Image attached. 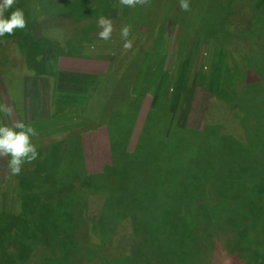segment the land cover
<instances>
[{
	"label": "rangeland",
	"instance_id": "obj_1",
	"mask_svg": "<svg viewBox=\"0 0 264 264\" xmlns=\"http://www.w3.org/2000/svg\"><path fill=\"white\" fill-rule=\"evenodd\" d=\"M232 2L190 0L185 12L179 0H147L132 8L120 0H18L30 27L0 38V104L12 109L0 114V122L43 121L47 130L51 125L37 156L48 147L45 163L59 158L63 180L73 181L38 194L28 209L39 213L41 205L56 202L46 210L45 220L52 223L41 228L43 247L25 246L16 236L0 240V264H202L196 239V255L187 256V229L178 218L192 215H202V222L196 221L191 234L213 235L214 264H253L238 245L225 250V242L238 240L224 232L246 226L250 244L264 235V118L249 132L252 146L241 140V114L233 116L247 103L237 94L228 109L216 95L222 90L221 99L231 100L221 80L232 59L236 72L229 78L240 79L241 59L248 54L253 60L257 49L262 51L255 69L264 67V37L252 51L248 36L244 40L235 32L247 28L238 10L264 18V0ZM221 5L231 7L229 14ZM101 16L113 25L106 41L98 37ZM125 26L132 44L127 49L120 35ZM231 52L238 55L230 61L220 57ZM41 72L49 77L38 76ZM254 76L242 74L234 84L264 87ZM37 77L44 79L41 85L29 83ZM25 82L45 102L37 114V103L23 99ZM73 95L86 100L64 105ZM260 96L263 109L257 115L264 114ZM245 97L252 105L255 95ZM219 126L233 129L230 133L251 147L222 143ZM2 160L0 208L13 196ZM222 193L227 196L213 210ZM68 194L70 200L60 203Z\"/></svg>",
	"mask_w": 264,
	"mask_h": 264
},
{
	"label": "trees",
	"instance_id": "obj_2",
	"mask_svg": "<svg viewBox=\"0 0 264 264\" xmlns=\"http://www.w3.org/2000/svg\"><path fill=\"white\" fill-rule=\"evenodd\" d=\"M22 1V0H20ZM91 1V0H90ZM234 3V0L233 2ZM15 7H20L22 8L23 5L21 3H18ZM250 7V6H249ZM221 8L224 9V11L228 12L231 11V7L230 6H226L224 7L223 5H221ZM252 10V8H251ZM229 14V12H228ZM238 19H242V18H247V24L245 27L246 30H237L235 31V28L228 25V31L227 33L230 35H234L232 31H235L236 34L238 36H243L240 37L242 39L245 40L246 36H248L247 38L248 40V44H249V50L255 51V49L258 46H255L258 44V40H261L264 37V18L263 16L258 15L257 12H254V10L251 12L249 11V13H246L244 9H239L238 10ZM241 15V16H240ZM244 19H242L241 22L244 21ZM248 23H250V25L252 24V26H249ZM226 25V24H225ZM27 27H30V24L26 25ZM239 28V27H237ZM241 28V27H240ZM223 26H222V31H223ZM231 29V32H230ZM227 30V29H226ZM248 31V33H247ZM243 33V35H242ZM247 33V34H246ZM262 50L257 49L254 52V56L255 58H253V60H251L249 58H246L247 55H245L241 60L243 61V65H239L240 69H241V74H240V79L237 77L235 78H229L227 75H229L232 71L236 69L235 68H231L230 66L232 65H237L233 63V59L232 61H230L232 56H237L238 54L234 55L232 52L229 53V55L225 56L222 55L220 56L221 58H226L228 57V60L230 61L227 64L224 65V70H225V74L222 78V82L226 84L227 89L229 90L228 92H226L230 97L231 100H222L221 97L223 98V95L225 94V92H222L220 90L218 92V94L216 95L217 100H220V102L222 103V105L228 109H230V106L234 101V97H236L237 94H239V98L241 97L242 100H244L247 104H244V107L242 108L241 106H239L238 108L236 107L235 113L233 114L234 119L235 114H241V118L237 117V119L239 120V129L240 132L243 135V139L244 142H248L252 145V142H254L252 140V136L250 134H252L254 132V130H256V128L258 129V127L260 126V121L262 118H264V114L261 112H258L257 115V110L258 109H263V104L261 103V96L262 94H264V87H261L262 85H260L259 83H251V85H249L248 83H242L240 87L236 86L234 84V80L240 81L242 80V74L243 77H245L246 73L250 74L253 73L255 76V78H257L259 80V82L261 83L262 81H264V67L260 70H258V68L255 69V65L256 67L258 65H260V60L257 59L256 55H259V53ZM217 51L213 52V54H215ZM218 54V53H217ZM224 54V52H223ZM250 54V53H249ZM146 57H143L142 61H146ZM224 62V61H223ZM29 63V62H28ZM146 63V62H145ZM232 63V64H231ZM237 67V66H236ZM234 69V70H233ZM244 69V70H243ZM252 69H254V72L252 71ZM49 72V70L47 71V73ZM46 75L42 74V72L38 75V76H43ZM237 73H235V77H236ZM47 77H49L48 75H46ZM235 81V82H236ZM256 82V81H255ZM260 85V86H259ZM97 93V92H96ZM251 94L255 95V98H253L252 101V105H250L246 100H245V96H249L251 97ZM220 95V96H219ZM82 97H85L84 99L86 100V96H81V95H77V96H70V97H66L65 99H70V100H65L63 101L64 105H71L72 102L71 100H80ZM91 98V97H90ZM102 98V96L100 97ZM62 103V101H60ZM60 104V103H59ZM62 104L58 105L61 106ZM70 107H73L72 105ZM59 108L56 107V110H58ZM234 109V108H233ZM71 111H75L74 109ZM230 111V110H229ZM79 112V111H77ZM67 113V112H65ZM53 115V114H52ZM53 117V116H52ZM55 117V116H54ZM50 118V117H49ZM48 119V118H47ZM49 120V119H48ZM46 122V120H45ZM1 124V122H0ZM28 125H31L37 132V136H35L33 138V143L36 145V148L40 147L42 145V141L45 138L44 137V133H46L49 128L51 127V125H48V130L46 129V126L43 125V121H37V122H32L29 123ZM223 125V124H222ZM65 127V126H64ZM62 127V128H64ZM246 128H249L248 131H246ZM66 129V128H64ZM61 130V129H59ZM58 130V131H59ZM220 131V138L221 141H223L222 143L226 144V145H233L234 147H238L241 148L243 146H248L251 147L250 145H243L245 143L241 142V140L237 139L233 134H231L230 132L233 131V129H231V131H228L226 128H223L221 126H219ZM249 132H251L249 134ZM47 134V133H46ZM225 146V145H224ZM253 146V145H252ZM51 151H48V147H45V153L42 156H37V158L33 161H31L30 163L25 164L22 167V171L20 173L19 176H10L8 174V171H6L5 173V178H6V187L7 188H11L12 189V198L6 202L3 201V207L0 208V233H1V239L0 240H9L11 241L12 239H14V236L20 238L22 240V242L25 244V246H29L32 248V246L38 248V247H43L42 243L45 244L46 242H43L42 240H40V237H42V231L43 229H41L44 225L46 224H51L52 220L48 219L45 220L46 216V210L48 209L49 206L52 205H56V202H53V204L48 203L45 206L41 205L40 208V212L39 213H35L33 211H28V209L30 207H33L34 205V201L35 199H38V196L41 194H47L52 192V190L64 186L65 184L72 182L73 179L69 180V181H65L63 180V176H61V172L59 170V165L58 164V159L55 160V163H45V160L51 155L50 154ZM56 158V157H54ZM53 158V159H54ZM2 160V158H0ZM2 163H6V160L3 159ZM39 194V195H38ZM71 195H74L73 193H70ZM68 194L67 196L63 197L61 199L60 203H65L68 202L70 199H68L69 197H71V195ZM16 197H15V196ZM222 196H219L217 198H215V200H213L212 205L215 204V208H213V210L216 209V202L219 198L223 197V196H227V193H222ZM10 196V197H11ZM68 199V200H66ZM61 204V205H62ZM236 205V204H235ZM241 203H238L236 205V207H238V209L241 207ZM12 207V209L14 211L17 212V210L19 211L18 214H13V213H9V210ZM4 208V209H3ZM261 212L255 213V214H259ZM264 213V212H263ZM186 215H189L188 213ZM195 216V215H194ZM193 215L191 217L188 218V216L182 217L179 216V219H183L185 221V227H186V231H187V235L188 237H186L188 242V246H189V250L187 252V256H195L196 252L194 251V249H196L194 247V240L196 239V241L199 242V244H201V246L199 247V249L202 248L201 253H202V264H214L215 259H214V254L216 255V246H213L212 241H214L213 235L209 237L204 236L202 237V230H195V234H191L193 227L196 224V221H201L202 222V215L200 216H196V218ZM254 216L251 217H247L246 220H249L250 218L253 219ZM264 217V215H263ZM213 218V216H212ZM52 219V218H51ZM243 221V219H238L239 221ZM176 223H178L176 221ZM261 224L264 227V220H261ZM36 226V227H35ZM2 229H8V231L3 230ZM199 231V232H198ZM8 233V234H7ZM225 234H227L229 237H232L235 240H238V242L233 243L232 241L229 242H225L224 243V247L225 250H229L231 247H235L236 245H238V247L241 249V251L243 252V254H245V256H248L249 259H247L248 261H253V264H258L261 262V264H264V235H262L261 237H255V239L253 240L254 242H252L251 244L248 243V241L246 240L247 235H248V228L246 226H241L239 228H228L225 230L224 232ZM46 232L44 233V237H45ZM46 238V237H45ZM5 244V241L3 242ZM199 253L197 252V255ZM217 257V256H216ZM215 257V258H216Z\"/></svg>",
	"mask_w": 264,
	"mask_h": 264
},
{
	"label": "clouds",
	"instance_id": "obj_3",
	"mask_svg": "<svg viewBox=\"0 0 264 264\" xmlns=\"http://www.w3.org/2000/svg\"><path fill=\"white\" fill-rule=\"evenodd\" d=\"M147 0H120L125 7H136L143 5ZM18 0H0V38L7 33L9 36L14 30H22L26 27L25 14L22 9L15 7ZM179 8L182 11L190 10V0H179ZM97 27L100 29L98 37L108 40L113 32V25L109 18L101 16L97 20ZM120 35L124 39V47L131 48V41L128 40L129 28L121 29ZM12 109L0 104V114L7 116ZM37 136L36 130L26 124L23 120H16L11 125L0 124V158L6 160V168L10 176H19L22 167L37 158V148L33 138Z\"/></svg>",
	"mask_w": 264,
	"mask_h": 264
},
{
	"label": "crops",
	"instance_id": "obj_4",
	"mask_svg": "<svg viewBox=\"0 0 264 264\" xmlns=\"http://www.w3.org/2000/svg\"><path fill=\"white\" fill-rule=\"evenodd\" d=\"M61 79V78H60ZM41 80H43L44 81V79L43 78H39V77H37V78H35V79H32V80H30L29 81V83L31 82V81H34V83L37 85V84H39V85H41ZM71 81H73V79H71ZM59 83H61V81L59 82ZM43 84V87H44V96H45V86H44V84L45 83H42ZM24 92H25V96H24V101L25 102H28V103H32L33 102V100L37 103V105L39 106V109H38V111H34L33 112V114L34 113H36L37 114V112H39L40 111V106H42V109H44L45 108V102H44V100H42L41 99V97H40V95H41V92H39L38 91V89L37 88H35L34 89V93L33 92H31V89H30V87L27 85V82H25V85H24ZM29 93H33V97H32V99L30 100V95H29ZM34 98V99H33ZM44 99H45V97H44ZM27 106H28V104H26ZM26 106V107H27ZM25 109H27V108H25ZM27 112V111H26ZM32 114V115H33ZM35 114V115H36Z\"/></svg>",
	"mask_w": 264,
	"mask_h": 264
}]
</instances>
